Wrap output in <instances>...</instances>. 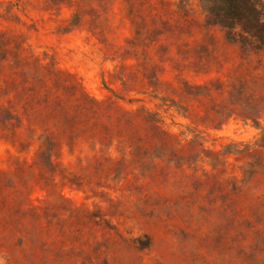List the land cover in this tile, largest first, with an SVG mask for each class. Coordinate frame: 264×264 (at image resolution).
<instances>
[{"label":"rangeland","instance_id":"rangeland-1","mask_svg":"<svg viewBox=\"0 0 264 264\" xmlns=\"http://www.w3.org/2000/svg\"><path fill=\"white\" fill-rule=\"evenodd\" d=\"M255 3L0 0V264H264Z\"/></svg>","mask_w":264,"mask_h":264},{"label":"trees","instance_id":"trees-1","mask_svg":"<svg viewBox=\"0 0 264 264\" xmlns=\"http://www.w3.org/2000/svg\"><path fill=\"white\" fill-rule=\"evenodd\" d=\"M210 5L211 12L215 17L226 18L232 26L234 22H240L242 17L249 19L250 27L256 29L260 26L258 23L260 11L256 7L255 0H210ZM259 33L260 40L264 41V28Z\"/></svg>","mask_w":264,"mask_h":264}]
</instances>
